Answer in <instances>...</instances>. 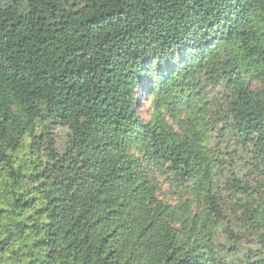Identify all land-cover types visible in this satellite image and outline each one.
I'll list each match as a JSON object with an SVG mask.
<instances>
[{
  "label": "trees",
  "instance_id": "16d2710c",
  "mask_svg": "<svg viewBox=\"0 0 264 264\" xmlns=\"http://www.w3.org/2000/svg\"><path fill=\"white\" fill-rule=\"evenodd\" d=\"M0 198V264H264V0H0Z\"/></svg>",
  "mask_w": 264,
  "mask_h": 264
},
{
  "label": "rangeland",
  "instance_id": "374dc122",
  "mask_svg": "<svg viewBox=\"0 0 264 264\" xmlns=\"http://www.w3.org/2000/svg\"><path fill=\"white\" fill-rule=\"evenodd\" d=\"M146 84L140 86L136 90V108L139 110V113L148 120L150 117V113L152 112V108L150 107L149 99L147 98L144 89ZM56 135V143L60 150L63 149L65 142L67 141V131L64 129L57 128L55 130ZM21 156H23L21 154ZM25 156V155H24ZM6 207V203L4 199L0 198V208Z\"/></svg>",
  "mask_w": 264,
  "mask_h": 264
}]
</instances>
